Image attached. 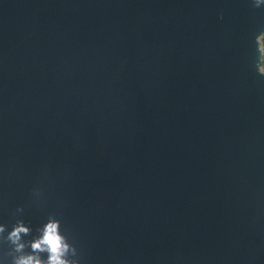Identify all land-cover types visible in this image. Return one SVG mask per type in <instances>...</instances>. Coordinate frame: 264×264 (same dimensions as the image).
<instances>
[{
	"label": "water",
	"instance_id": "obj_1",
	"mask_svg": "<svg viewBox=\"0 0 264 264\" xmlns=\"http://www.w3.org/2000/svg\"><path fill=\"white\" fill-rule=\"evenodd\" d=\"M262 31L257 0H0V261L54 218L74 264H264Z\"/></svg>",
	"mask_w": 264,
	"mask_h": 264
},
{
	"label": "clouds",
	"instance_id": "obj_2",
	"mask_svg": "<svg viewBox=\"0 0 264 264\" xmlns=\"http://www.w3.org/2000/svg\"><path fill=\"white\" fill-rule=\"evenodd\" d=\"M257 3H264V0H257ZM260 53L256 70L264 75V31L255 37ZM5 226L0 224V233H3ZM30 229L23 223L18 222L8 232L7 238L15 245L16 251L20 253L15 257L13 264H74L67 259L70 245L66 238L59 231V221L54 218L44 224L40 235L30 241V252H23L25 243L21 239L22 233L29 232ZM47 253V258H43L41 253ZM3 264V261H0Z\"/></svg>",
	"mask_w": 264,
	"mask_h": 264
}]
</instances>
